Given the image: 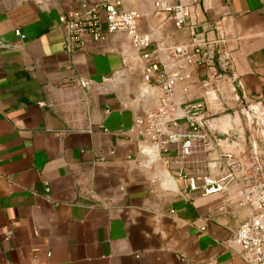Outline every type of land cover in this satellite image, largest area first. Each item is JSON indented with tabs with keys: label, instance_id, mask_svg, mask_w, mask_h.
<instances>
[{
	"label": "crops",
	"instance_id": "0c3cea01",
	"mask_svg": "<svg viewBox=\"0 0 264 264\" xmlns=\"http://www.w3.org/2000/svg\"><path fill=\"white\" fill-rule=\"evenodd\" d=\"M82 1L96 0H0V264H252L229 241L252 211L239 205L240 182L204 194L201 177L222 179L227 151L248 161L252 146L264 157V133L254 146L215 143L184 158L168 143L163 154L136 122L157 108L161 91L143 79L144 62L126 34L63 48L59 16ZM155 1L122 6L138 11L139 30L158 47L159 72L176 64L170 50L179 43L211 41L226 63L211 88L217 104L200 63L174 87L177 106L233 108L235 81L264 111V0H201L182 27Z\"/></svg>",
	"mask_w": 264,
	"mask_h": 264
},
{
	"label": "built area",
	"instance_id": "2783aa9c",
	"mask_svg": "<svg viewBox=\"0 0 264 264\" xmlns=\"http://www.w3.org/2000/svg\"><path fill=\"white\" fill-rule=\"evenodd\" d=\"M200 1L178 0L176 4L169 5L156 0L154 7L168 12L174 26L182 27L189 23L193 8ZM138 18V11L124 8L122 0L82 1L59 16L64 32L63 48L68 52L85 50L91 45L102 43L108 33L120 31L126 34L130 44L138 50L144 62L143 79L151 85H157L161 91L157 108L143 118L136 119L138 124L144 125L141 132L152 141L161 143L163 154L167 152L168 143H175L184 158L192 156L198 149L210 150L217 142L203 121L215 115L214 112H208L203 101L184 102L179 104L180 107L177 106L174 101V87L190 78L191 65L204 63L208 65L209 72L202 84L206 90L211 89L215 82L222 79V71L226 68L225 61L218 55V50L211 41L201 44L179 43L173 45L170 50V57L176 64L166 71L159 72L156 55L158 47H153V40L148 33L139 30ZM14 34L20 38L25 37L18 29L14 30ZM3 45L4 43L0 41V50L3 49ZM78 83L87 89L96 87L92 81L86 79H79ZM222 155L227 160V173L218 180L203 175L201 177L204 183L203 193L223 191L226 183L234 179L240 182L242 197L239 205H246L252 211L239 223L229 241L239 246L243 253L252 256V264H264V157L257 158L252 146L247 149L248 161L230 151ZM163 160L165 163L172 161L170 158ZM189 186L191 189L196 188L195 177L189 178ZM202 264L218 263L210 259Z\"/></svg>",
	"mask_w": 264,
	"mask_h": 264
},
{
	"label": "water",
	"instance_id": "95a60500",
	"mask_svg": "<svg viewBox=\"0 0 264 264\" xmlns=\"http://www.w3.org/2000/svg\"><path fill=\"white\" fill-rule=\"evenodd\" d=\"M233 86L238 104L204 119L203 124L215 142L243 147L246 143L254 144L255 137L264 133V111L260 110L259 102L250 103L245 100L235 81ZM206 93L217 104L215 90L209 89Z\"/></svg>",
	"mask_w": 264,
	"mask_h": 264
}]
</instances>
